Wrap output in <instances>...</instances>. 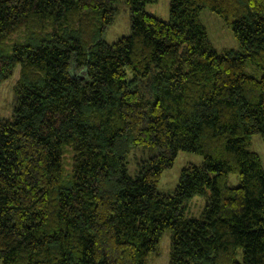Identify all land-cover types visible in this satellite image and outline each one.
<instances>
[{
    "label": "trees",
    "instance_id": "16d2710c",
    "mask_svg": "<svg viewBox=\"0 0 264 264\" xmlns=\"http://www.w3.org/2000/svg\"><path fill=\"white\" fill-rule=\"evenodd\" d=\"M114 1L0 0V83L18 65L0 117V264H145L165 229L169 264H264V172L246 147L264 140V0H170L168 21L125 0L130 33L107 42ZM202 8L239 50L211 47ZM133 146L157 153L131 176ZM178 151L203 161L160 193ZM195 194L200 214L184 216Z\"/></svg>",
    "mask_w": 264,
    "mask_h": 264
},
{
    "label": "rangeland",
    "instance_id": "374dc122",
    "mask_svg": "<svg viewBox=\"0 0 264 264\" xmlns=\"http://www.w3.org/2000/svg\"><path fill=\"white\" fill-rule=\"evenodd\" d=\"M169 1L170 0H155L146 3L144 11L160 20L168 21ZM113 6L115 8L114 19L105 27L102 34V38L107 42H114L120 37L130 33V15L126 1L116 0L113 2ZM196 18L197 21L204 26L207 40L214 50L217 52L226 49L239 50L238 43L232 34L230 26L215 12L208 8H202L198 11ZM245 71L256 78H259L261 75V70L249 62L245 64ZM70 73L72 75L74 73L72 68ZM17 76L18 65H16L9 75L0 83V117L6 118L12 115L14 99L16 97L15 85ZM75 76L78 77L81 75L77 74ZM246 147L258 154L261 168L264 172V140L260 133L250 135L246 140ZM156 153V149L147 146L131 147L126 158V168L129 175H135L137 164L140 159H147ZM202 161L203 156L199 153L178 151L172 165L162 171L160 180L157 184V191L160 193H171L177 183L181 169L186 164L192 163L199 165ZM227 184L229 186L238 185L239 180L237 174H227ZM204 202L205 196L201 194L193 195L184 204V216L197 217L200 214ZM169 239L170 230L165 229L159 237L156 249L147 254L145 264H169ZM237 260H241L240 251L237 254Z\"/></svg>",
    "mask_w": 264,
    "mask_h": 264
}]
</instances>
